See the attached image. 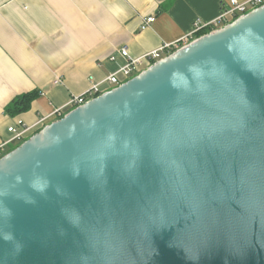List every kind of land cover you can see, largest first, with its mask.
<instances>
[{"label": "water", "instance_id": "obj_1", "mask_svg": "<svg viewBox=\"0 0 264 264\" xmlns=\"http://www.w3.org/2000/svg\"><path fill=\"white\" fill-rule=\"evenodd\" d=\"M0 264H264V3L2 155Z\"/></svg>", "mask_w": 264, "mask_h": 264}, {"label": "crops", "instance_id": "obj_2", "mask_svg": "<svg viewBox=\"0 0 264 264\" xmlns=\"http://www.w3.org/2000/svg\"><path fill=\"white\" fill-rule=\"evenodd\" d=\"M229 1L0 0V143L19 120L33 125L51 115L44 126L57 119V109L94 83H100V94L112 89L103 81L126 64L123 47L132 59L178 42L174 51L190 42L180 39L196 20L211 21ZM151 15L155 20L141 29L142 19ZM33 90L39 94L27 111L4 112L14 97ZM64 109L62 114L70 110Z\"/></svg>", "mask_w": 264, "mask_h": 264}, {"label": "built area", "instance_id": "obj_3", "mask_svg": "<svg viewBox=\"0 0 264 264\" xmlns=\"http://www.w3.org/2000/svg\"><path fill=\"white\" fill-rule=\"evenodd\" d=\"M263 3H264V0H244L241 2L237 0H230L228 5L222 4V10L220 14L216 18L212 19L211 21L202 22V21L196 20L194 22L192 32L188 36H185L182 39H180V41H182L183 43L187 41H192L193 39L197 38V34L199 32L203 30H208V32H210L217 28H220L224 26L225 24L229 23L232 19H235L236 17L242 14H245L246 12L262 5ZM154 20H155V17L153 15L144 17L141 21L140 28L144 29L148 27L149 24H151ZM177 44L178 42H175L171 45L170 44L161 45L159 48L149 51L143 56L134 58V59L129 57L127 53V49L123 47L122 49H120V53L122 56L127 58L126 64H124L117 71L109 75L103 82H108L114 87L120 85L121 83L133 77L135 75V72L139 71L141 65L143 64L150 65L153 62L161 59L162 57H164L165 55L169 54L172 51L171 50L172 46L177 47L178 46ZM185 44L187 43H184L183 45ZM120 75L122 78L119 77ZM99 85L100 83H94L83 93L70 97L65 107L72 109L74 107L84 104L86 101L99 95L100 94ZM65 107L57 109L55 113H58L61 115L62 111L65 110L64 109ZM49 116L39 118L36 121V123L33 125H26L22 121L19 120L15 125L9 126L7 130L12 135L10 139L6 141H2L0 143V157L3 155V152H5V149L6 147L9 146V144L22 141L24 138H26L29 135V133L33 129L42 127L43 122Z\"/></svg>", "mask_w": 264, "mask_h": 264}, {"label": "trees", "instance_id": "obj_4", "mask_svg": "<svg viewBox=\"0 0 264 264\" xmlns=\"http://www.w3.org/2000/svg\"><path fill=\"white\" fill-rule=\"evenodd\" d=\"M234 20V19H232ZM231 20V21H232ZM230 21V22H231ZM208 30H203L197 34L198 36H201L204 33H207ZM39 92L37 90L25 92L21 95H18L14 97L4 108V112L8 114L9 116H14L16 114L23 113L27 111L30 108L31 102L38 96ZM68 110V109H67ZM66 112H64L65 114ZM63 115V114H62ZM62 115H60L58 118H60ZM42 127L37 128V130L34 132L36 133L39 131ZM27 138H24L22 141L26 140ZM22 141L16 142L13 145H9V147H6L5 152H3V155L13 149L15 146L19 145Z\"/></svg>", "mask_w": 264, "mask_h": 264}, {"label": "rangeland", "instance_id": "obj_5", "mask_svg": "<svg viewBox=\"0 0 264 264\" xmlns=\"http://www.w3.org/2000/svg\"><path fill=\"white\" fill-rule=\"evenodd\" d=\"M15 124H16V123H15ZM15 124H14V125H15ZM9 135H10V137L5 138L3 141H6V140L10 139L12 134L10 133Z\"/></svg>", "mask_w": 264, "mask_h": 264}]
</instances>
